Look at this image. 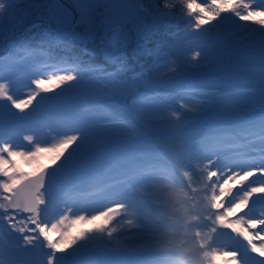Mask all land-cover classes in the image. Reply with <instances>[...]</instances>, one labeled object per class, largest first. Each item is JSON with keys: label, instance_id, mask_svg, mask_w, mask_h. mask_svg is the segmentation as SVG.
Here are the masks:
<instances>
[{"label": "trees", "instance_id": "obj_1", "mask_svg": "<svg viewBox=\"0 0 264 264\" xmlns=\"http://www.w3.org/2000/svg\"><path fill=\"white\" fill-rule=\"evenodd\" d=\"M142 4L145 22L139 30L130 25L107 28L105 0L80 1L77 13L86 9L85 19L73 24L61 25L54 19L53 0H15L0 18V77L9 84L14 99L27 100L35 90L34 79H46L74 65L78 70L76 81L41 92L24 112L10 101H0V115L6 121L0 135L15 146L28 144L24 139L28 135L43 147L65 133L80 135L70 131L75 127L84 134L67 163L76 160L81 169L59 183L58 191L49 188L52 203L42 211V219L54 223L68 207L73 209L69 215L88 216L118 204L142 209L149 204L144 192L153 179L160 180L161 169H171L174 175L187 171L191 181L180 177L186 185L201 184L200 168L207 165L209 171L220 174L228 154L253 152L259 145L255 138L264 135V61L259 59L264 45H254L261 27L226 13L197 30L179 0H142ZM260 4L261 0H254L252 6ZM188 34L196 36L186 39ZM229 49L233 52L225 56ZM196 52L201 54L199 66L190 67L189 58ZM172 66L178 70L166 75ZM190 71L196 74L191 80L155 87L160 78ZM192 92L215 95L193 97ZM189 98L210 99L208 108L217 105L214 118L186 115L184 110L178 115L176 109L185 108ZM171 113L177 119L171 121ZM215 137H223L224 142L217 145ZM110 146L120 147L109 152ZM75 147L71 145L68 152ZM48 155L42 164L50 163ZM65 157L57 163H64ZM23 170L31 171L28 166ZM99 185L104 189L88 196L74 193ZM69 195L73 198L66 199ZM7 215L14 217L11 224L17 227L23 226L21 221L29 229L35 227L27 222L28 215ZM146 215L137 217L138 221ZM129 218L122 210L114 219L115 240L81 241L57 253L59 261L54 264H66L68 258L78 264H136L141 258H154L149 233L143 227H129ZM26 235L37 233H20L8 220H0V264H47L51 249L36 241L35 247L23 239L20 243L19 238ZM213 235L225 242L238 240L246 264L264 261L231 230L218 227ZM230 242L220 249L229 250Z\"/></svg>", "mask_w": 264, "mask_h": 264}, {"label": "snow or ice", "instance_id": "obj_2", "mask_svg": "<svg viewBox=\"0 0 264 264\" xmlns=\"http://www.w3.org/2000/svg\"><path fill=\"white\" fill-rule=\"evenodd\" d=\"M14 2L15 0H0V18L13 6ZM253 2L254 0H202V2L201 0H179V3L186 9L187 14L193 17L194 28L197 30L218 20L222 14L232 13L241 21L259 25L262 29V35H264V0H261L258 8L252 6ZM257 17L260 18L257 19ZM200 55V52H196L189 58L188 64L190 67L199 66L198 58ZM177 70V67L172 66L165 74H174ZM77 79L78 70L75 65L60 70L59 74L54 71L46 79H34L32 81L35 90L28 96L27 100H17L10 94L9 84L0 77V101H10L13 107L20 112H24L41 92H50L53 90L52 86L60 88L62 85L70 84V82ZM190 95L193 97H211L215 93L192 92ZM210 103V99L195 101L194 106L188 110L203 112L207 110ZM70 131L79 132L80 135L65 133L55 142L43 147L38 141L33 143V136H25L24 139L32 145L29 151L14 150L0 135V177H2L0 178V220H8L11 227L20 233H24L26 230L37 233V235H26L23 240L26 245L35 247L36 244L33 242L36 241L38 244H43L51 249L47 264H54L57 253L67 252L81 241L103 239L105 237L115 240L118 228L113 226V221L120 215L121 210H124L128 215L135 214L137 217L152 211L151 205L148 203H145L142 209L128 208L124 204H118L114 208H108L106 211L88 216L83 214L69 215L68 213L73 212V209L68 207L65 213L60 215L54 223L42 219V211H46L52 203L51 192L46 187V180L50 182L59 170L54 169L50 173L48 168L60 161L61 157H65L69 147L75 144L76 147L68 152L64 163L60 165L62 169L80 148L81 145L77 141H83L84 134L81 129L75 127ZM261 131L264 132V128ZM214 140L217 145L224 142L223 137H215ZM45 154H50L47 157L50 161L48 165L41 163ZM24 166H28L31 171H24ZM200 171L202 173L200 187L206 193L205 196L210 205L206 220H210L212 224L209 231L203 233L201 239L205 264H217L218 260L222 261L223 264H239L237 251H221L211 246L213 234L218 227L229 229L231 232L238 234L247 241L251 252L264 257V243L257 245L253 242L255 239L261 238V233L256 232L253 235L249 231V227L255 229L257 225H264V211L261 212V218L258 219H246L244 215H238L249 208L253 196L260 194L261 198L264 199V182H261L259 186L248 185L245 187L249 178L256 175L255 171H229L227 178L223 179L222 183H218V181L224 175L223 171L218 175L217 171H209L207 165L200 168ZM161 173L160 179H170L174 176V172L168 168L161 169ZM261 173L264 174V167L261 168ZM184 176L191 181V176L187 171L184 172ZM214 177L217 178L216 181H213ZM238 187L242 189V195L235 198L233 195L234 189ZM209 189L210 193H207L206 190ZM193 190L195 191V188ZM229 197H232L228 202L229 206H225V200ZM72 198L71 195L66 197V199ZM42 206L44 207L42 208ZM220 209H223V211L218 212L217 210ZM9 210L29 213L27 222L35 225V227L29 229L27 223L23 221H21L23 226L20 227L11 224L14 217L7 215ZM233 217L237 218L230 219ZM130 223L127 220L129 227ZM78 225L81 227H77ZM197 235L200 236L201 233L198 231ZM41 237L43 238L42 241L40 240ZM260 264H264V261H261Z\"/></svg>", "mask_w": 264, "mask_h": 264}, {"label": "clouds", "instance_id": "obj_3", "mask_svg": "<svg viewBox=\"0 0 264 264\" xmlns=\"http://www.w3.org/2000/svg\"><path fill=\"white\" fill-rule=\"evenodd\" d=\"M183 176L180 171L170 179L152 182L144 192L152 211L142 221L135 214L128 219L131 228L143 227L149 233L158 264H205L200 228L208 215L209 201L200 184L192 181L188 186L180 178Z\"/></svg>", "mask_w": 264, "mask_h": 264}, {"label": "rangeland", "instance_id": "obj_4", "mask_svg": "<svg viewBox=\"0 0 264 264\" xmlns=\"http://www.w3.org/2000/svg\"><path fill=\"white\" fill-rule=\"evenodd\" d=\"M80 1H83V0H53V13H52V15H53L54 19L57 22L60 21V22L65 23V24H69V23L73 24V21L74 20L76 21V19L79 21L85 19L86 9L84 11H80L79 13H77V6L80 4ZM67 2H69L70 5ZM143 17H144V13H142V15L137 20L133 21L130 24V26H132L134 29H137V30L141 29L144 25V22H145ZM254 42H255L254 45H256V46L260 45V43L258 41L254 40ZM229 51H230V53L233 52V50H231V49H229ZM259 59L264 61V56L260 57ZM195 101H196L195 99L189 98L187 101L184 102L185 108L179 106L178 109H176V111L178 112L177 114L179 115V112H180L179 110H181V111L184 110L186 115H192V116L201 115V112H199V111L193 112V111L188 110L194 106ZM180 113H182V112H180ZM177 114H175V113H171V115L168 114L169 116H171L170 117L171 121L177 119V116H176ZM221 115H223V114L220 113L218 117H220ZM5 122H6L5 119L2 118V116L0 115V129H2L3 123H5ZM54 141H56V140H54ZM9 144L12 147L14 145L13 142L9 143ZM119 147L120 146H115V147L110 146L109 148H107V150L109 152L115 151V150H117V148L119 149ZM22 148L30 150L32 148V145L26 144L23 147L14 145V147H13L14 150H22ZM257 156H258L257 158H259L257 160H253L252 158L251 159L245 158V160L242 158L241 160H237L238 156L237 157L234 156V157H231V158H233L232 161L228 162V165L230 166V171L239 170L241 172L242 171H255L256 172V175L253 177H250L249 181L246 182L245 187L248 185L259 186L261 182H264V174L261 173V168L264 167V157H263V155H257ZM59 164L61 165L63 163H59ZM79 169H81V163H79L76 160L72 161L70 165H64L63 170L66 172V174L64 173L65 174L64 180L67 179V177L71 176L73 171L79 170ZM0 178H2V177H0ZM152 181H155V180L153 179ZM57 187H58V184L56 186H54L53 190L58 191ZM237 191H238L237 197H239V195H242V189L241 188L238 187ZM46 200H47V196H46ZM263 203H264V199L261 198L260 194L253 196L252 201H250V204H249V208H251V210L253 211V214H254L253 219H258V217L256 218V216H259V215L261 216V212L264 211V205H262ZM260 226H262V225H257V227L255 229H252L250 232H252L253 235L256 232H260L261 236H264V227L261 230V229H258ZM207 228H205L203 230L200 229V230L203 233H205V232L209 231V229H207ZM22 239L23 238H19L20 243H23ZM73 259L74 258H68L67 261H73ZM57 261H59V260H57V258H56L54 263ZM42 264H45V263H42ZM146 264H151V263L147 262Z\"/></svg>", "mask_w": 264, "mask_h": 264}, {"label": "water", "instance_id": "obj_5", "mask_svg": "<svg viewBox=\"0 0 264 264\" xmlns=\"http://www.w3.org/2000/svg\"><path fill=\"white\" fill-rule=\"evenodd\" d=\"M107 7L105 10L104 25L113 29L116 27H126L135 19L139 18L143 12L142 0H106ZM192 36L187 35L185 38L189 39ZM259 39L264 43V35L259 36ZM194 72L181 74L173 77L160 78L156 81L155 87L164 86L170 83H179L184 79H191ZM206 118H211V110L204 112ZM54 169H59L52 177L51 181L46 180V187L55 184L62 179V169L59 165H51L48 171L51 173ZM14 211V210H9ZM23 213V212H22ZM30 215L29 213H23Z\"/></svg>", "mask_w": 264, "mask_h": 264}]
</instances>
